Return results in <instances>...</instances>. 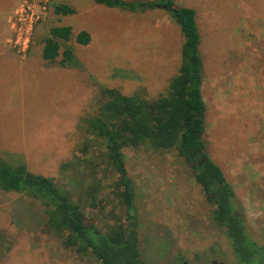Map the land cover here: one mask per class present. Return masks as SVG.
<instances>
[{
  "label": "rangeland",
  "instance_id": "rangeland-1",
  "mask_svg": "<svg viewBox=\"0 0 264 264\" xmlns=\"http://www.w3.org/2000/svg\"><path fill=\"white\" fill-rule=\"evenodd\" d=\"M122 1L155 7L131 11L91 0H50L25 58L6 36L0 38V157L50 177L101 231L112 223L108 215L118 203L116 174L93 158L102 150L95 143L91 153L82 152L92 138L85 133L87 122L108 101L102 88L148 99L167 93L183 42L179 25L158 0ZM175 1L196 10L207 151L234 187L233 202L244 213L249 242L259 250L249 260L239 258L175 150L123 148L136 190L135 224H127L135 229L145 264H264V0ZM52 2L75 12L56 14ZM51 26H71L72 36L60 39L59 56L47 61L43 38L37 41ZM80 31L89 33L87 44L75 40ZM64 49L72 51V59L63 64ZM82 158L98 161L96 177L89 175V164H79ZM89 186L95 200L87 195ZM39 206L0 190V264H100L92 251L81 254L44 233ZM112 212H120L118 206Z\"/></svg>",
  "mask_w": 264,
  "mask_h": 264
},
{
  "label": "trees",
  "instance_id": "trees-1",
  "mask_svg": "<svg viewBox=\"0 0 264 264\" xmlns=\"http://www.w3.org/2000/svg\"><path fill=\"white\" fill-rule=\"evenodd\" d=\"M108 7L131 11L149 9L154 4L122 0H93ZM157 4L170 13L183 35L181 62L170 79L167 93L156 98H143L139 93L123 94L115 88H102L108 96L100 113L87 122L82 152H90L98 145L99 162L110 164L116 174L113 183L114 198L118 202L108 215L112 223L105 231L89 220L83 208L71 200L70 193L62 190L50 177L30 171L23 163L13 164L0 157V190L14 191L40 204L42 231L62 240L63 246L86 254L93 252L100 264H145L138 248L135 229L127 222L136 220V190L128 175L123 148H144L156 153L175 150L189 168L194 181L200 186L205 201L211 205L214 224L222 229L241 260H249L259 247L249 242L242 209L233 199L235 190L225 172L209 155L205 140L207 104L203 98L204 63L200 51L201 34L193 7L175 0H158ZM56 14H72L75 9L67 4L53 5ZM72 36L70 26H51L44 37L42 57L54 61L59 56V40ZM75 40L82 44L90 41L86 31H80ZM61 63L72 59V51L64 49ZM91 153V152H90ZM89 164V175L96 177L98 161L79 159ZM68 165H64L67 168ZM87 195L95 200V188L89 186ZM120 212H112L116 207ZM0 230V246L2 239Z\"/></svg>",
  "mask_w": 264,
  "mask_h": 264
},
{
  "label": "built area",
  "instance_id": "built-area-1",
  "mask_svg": "<svg viewBox=\"0 0 264 264\" xmlns=\"http://www.w3.org/2000/svg\"><path fill=\"white\" fill-rule=\"evenodd\" d=\"M50 0H21L13 14L8 17L12 31L9 40L13 51L25 58L33 41L35 26L49 8Z\"/></svg>",
  "mask_w": 264,
  "mask_h": 264
},
{
  "label": "crops",
  "instance_id": "crops-1",
  "mask_svg": "<svg viewBox=\"0 0 264 264\" xmlns=\"http://www.w3.org/2000/svg\"><path fill=\"white\" fill-rule=\"evenodd\" d=\"M16 1L17 0H0V38L2 37V39H5V36H6V41L8 43L9 42V38L10 36L12 35V31L10 30V27L8 25V17H9V14L10 12L12 11V9L14 8L15 4H16ZM87 1V0H86ZM92 2H94L93 0H91ZM60 2V1H59ZM53 4H51L52 8H53V5L54 2H52ZM95 3V2H94ZM102 5V4H101ZM75 9V8H74ZM54 10V8H53ZM71 27V26H70ZM50 28V27H49ZM48 35H49V30H48ZM46 35V33L44 35H42L39 40L37 41V45H38V42L48 36ZM2 39L0 41H2ZM36 44V43H35ZM11 46V45H10ZM35 47V46H34ZM32 48L31 52L34 51L35 48ZM40 48V47H39ZM43 49V42H42V48ZM30 52V53H31ZM41 55H42V50H41Z\"/></svg>",
  "mask_w": 264,
  "mask_h": 264
}]
</instances>
